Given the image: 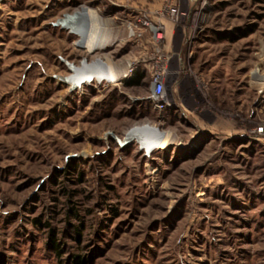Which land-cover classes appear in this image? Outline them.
<instances>
[{
    "label": "rangeland",
    "instance_id": "1",
    "mask_svg": "<svg viewBox=\"0 0 264 264\" xmlns=\"http://www.w3.org/2000/svg\"><path fill=\"white\" fill-rule=\"evenodd\" d=\"M78 259L264 264V0H0V264Z\"/></svg>",
    "mask_w": 264,
    "mask_h": 264
},
{
    "label": "bare ground",
    "instance_id": "2",
    "mask_svg": "<svg viewBox=\"0 0 264 264\" xmlns=\"http://www.w3.org/2000/svg\"><path fill=\"white\" fill-rule=\"evenodd\" d=\"M72 32L83 33L85 29L90 32H96L97 28L93 24L88 25V28L77 20H72L68 23ZM97 43L90 41L88 47L90 49L95 48ZM70 68L74 70V73L69 75L66 80L70 82L71 88H82L85 84H91L94 80L100 83L108 82L113 83L117 80L115 73L106 65L104 61H97L92 64H87L86 66H77V64L70 65ZM137 141L140 143V148L146 150L147 152H154L158 148H164L168 144V137L160 131L155 125H137L134 126L127 135L122 138L121 144L127 145Z\"/></svg>",
    "mask_w": 264,
    "mask_h": 264
},
{
    "label": "built area",
    "instance_id": "3",
    "mask_svg": "<svg viewBox=\"0 0 264 264\" xmlns=\"http://www.w3.org/2000/svg\"><path fill=\"white\" fill-rule=\"evenodd\" d=\"M155 95L159 96V99H166L164 96L165 93V83L162 79H156V84H155Z\"/></svg>",
    "mask_w": 264,
    "mask_h": 264
},
{
    "label": "trees",
    "instance_id": "4",
    "mask_svg": "<svg viewBox=\"0 0 264 264\" xmlns=\"http://www.w3.org/2000/svg\"><path fill=\"white\" fill-rule=\"evenodd\" d=\"M135 81V83H137V82H139V78H137L136 80H134ZM133 81V82H134ZM51 243L53 244V246L56 248V249H58V253L60 254L63 250H62V248H61V243H57V240H56V238H55V236L53 235V237H52V241H51ZM78 262H80L81 264L83 263V261L81 260V259H78Z\"/></svg>",
    "mask_w": 264,
    "mask_h": 264
}]
</instances>
